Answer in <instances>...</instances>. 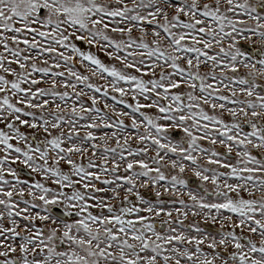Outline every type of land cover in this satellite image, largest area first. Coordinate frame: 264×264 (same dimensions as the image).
<instances>
[{
  "label": "snow or ice",
  "instance_id": "obj_1",
  "mask_svg": "<svg viewBox=\"0 0 264 264\" xmlns=\"http://www.w3.org/2000/svg\"><path fill=\"white\" fill-rule=\"evenodd\" d=\"M0 264H264V0H0Z\"/></svg>",
  "mask_w": 264,
  "mask_h": 264
},
{
  "label": "water",
  "instance_id": "obj_2",
  "mask_svg": "<svg viewBox=\"0 0 264 264\" xmlns=\"http://www.w3.org/2000/svg\"><path fill=\"white\" fill-rule=\"evenodd\" d=\"M56 211H58V210H56Z\"/></svg>",
  "mask_w": 264,
  "mask_h": 264
}]
</instances>
